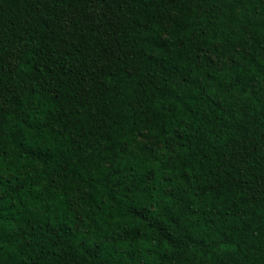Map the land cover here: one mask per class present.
Instances as JSON below:
<instances>
[{
    "label": "trees",
    "instance_id": "16d2710c",
    "mask_svg": "<svg viewBox=\"0 0 264 264\" xmlns=\"http://www.w3.org/2000/svg\"><path fill=\"white\" fill-rule=\"evenodd\" d=\"M0 264H264V0H0Z\"/></svg>",
    "mask_w": 264,
    "mask_h": 264
}]
</instances>
